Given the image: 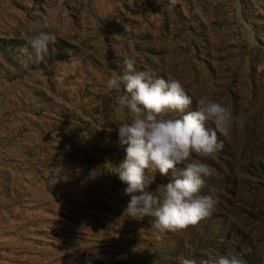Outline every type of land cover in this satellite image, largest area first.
<instances>
[{
	"label": "rangeland",
	"instance_id": "374dc122",
	"mask_svg": "<svg viewBox=\"0 0 264 264\" xmlns=\"http://www.w3.org/2000/svg\"><path fill=\"white\" fill-rule=\"evenodd\" d=\"M40 31L58 41L43 59L27 46ZM125 56L178 79L186 111L207 96L239 118L221 151L194 157L218 199L195 226L158 234L124 211L130 117L106 81ZM172 179L157 171L147 190ZM229 250L264 264V0H0V264H215Z\"/></svg>",
	"mask_w": 264,
	"mask_h": 264
},
{
	"label": "clouds",
	"instance_id": "9594fccd",
	"mask_svg": "<svg viewBox=\"0 0 264 264\" xmlns=\"http://www.w3.org/2000/svg\"><path fill=\"white\" fill-rule=\"evenodd\" d=\"M57 42L54 32L40 31L27 41V46L37 59H43L49 45ZM22 51L27 53L28 48ZM123 65V74L111 75L106 87L118 90L123 85L125 92L118 96L114 111L118 116L126 113L130 117V121L117 126L119 142L126 146V158L117 169L119 179L127 184L123 192L130 197L124 211L134 220L154 218L152 224L158 234L195 226L212 216L218 199L201 192L215 170L194 157H211L221 151L224 141L218 139V133L227 138L239 118L230 106L207 96L196 102L195 110L186 111L193 99L178 79L156 78L149 71L137 70V60L132 56H125ZM157 171L164 176L171 171L173 179L148 191ZM179 264L197 261L182 256ZM215 264L247 261L241 253L229 250Z\"/></svg>",
	"mask_w": 264,
	"mask_h": 264
}]
</instances>
